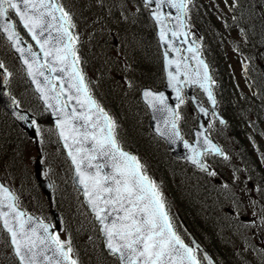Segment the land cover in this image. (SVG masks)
Listing matches in <instances>:
<instances>
[{
    "label": "snow or ice",
    "instance_id": "snow-or-ice-1",
    "mask_svg": "<svg viewBox=\"0 0 264 264\" xmlns=\"http://www.w3.org/2000/svg\"><path fill=\"white\" fill-rule=\"evenodd\" d=\"M156 2L158 5L167 2L172 7L186 12L187 4L191 3V0H178V2L177 0H156ZM151 3L152 0H145V7ZM9 9L19 17L23 27L31 34L32 39L43 52L41 61L39 54L32 52L30 46L28 49L16 47L21 40L15 30V25L13 23L3 25L7 39L13 43L16 51L21 55L27 51L31 55V61L27 57L24 59V63L28 66L29 76L33 80H36L37 76L44 77L48 91L55 93L49 97L43 88L40 89L43 98L46 101L55 100L60 106L59 112L64 114L65 119L57 121L59 135L64 140L65 147L69 150L68 154L76 166V171L80 176L79 182L84 185V194L89 197L88 202L102 226L101 232L107 238V248L110 252L116 255L123 264H201L195 250L185 245L173 230L163 194L158 186L143 173L144 166L138 158L121 148L116 135V122L92 97L85 84V77L78 67L80 57L77 54L76 44L79 37L71 31L75 28L71 14L54 0H0V21L9 18ZM57 12L60 13L59 17L56 15ZM153 15L163 24L158 12H154ZM181 27H183L182 22ZM53 31L56 35H53ZM166 34L165 29L161 28V39H165ZM189 51L193 49L189 48ZM168 63L171 65L173 61ZM197 63L203 69L202 81L204 83L201 86L205 87L209 82L214 83L208 75V65L203 60H198ZM3 67V63L0 62V68ZM45 68L53 74L67 72L70 88L75 92L63 86L59 92H56L52 79L62 80V77L45 76ZM177 72H179V66ZM168 75L173 82L180 83L176 74L169 72ZM197 75L201 73L198 71ZM37 83L39 84V81ZM205 90L208 99L215 105L216 100L211 87L207 86ZM66 91H68L67 100H61L60 97ZM179 94L180 90L177 88L178 97ZM144 96L151 98L150 103L164 104L165 101L163 94L157 95L151 91H145ZM72 100L87 109L85 113L77 114L73 108L71 114L72 119L85 121L83 132L75 128L71 119L68 118L69 114L65 111ZM48 107L52 108L53 105L48 104ZM200 110L206 112L204 108ZM172 116L174 119L171 121V128L173 134L178 136L176 120L179 116L176 112H172ZM86 142L92 143L93 147L90 150L84 148ZM208 143L212 152L224 155L221 149L211 145L210 141ZM100 156L111 160L113 169L111 175L102 174L100 164L93 165L92 161ZM85 161H87L86 164ZM193 163H199V161L193 158ZM200 166L204 168L203 164ZM92 167L95 168V172H87L86 169ZM210 174L215 175V173ZM0 193H3V200L8 201L6 206L12 210L4 212L0 209V221H2L3 229L10 236V246L20 264H43L40 260L42 256L45 261L52 264V257L46 255L47 251L58 255L55 264H78V261L70 255L73 252L70 239L61 240L58 233L49 231L48 224L26 227L31 217L28 220L23 219L24 213L17 210L13 203L15 197L3 184H0ZM109 206H111V212L122 213L111 222H108Z\"/></svg>",
    "mask_w": 264,
    "mask_h": 264
},
{
    "label": "trees",
    "instance_id": "trees-1",
    "mask_svg": "<svg viewBox=\"0 0 264 264\" xmlns=\"http://www.w3.org/2000/svg\"><path fill=\"white\" fill-rule=\"evenodd\" d=\"M234 3L235 5L232 7V19L219 21L217 20V17L213 12L211 13L207 11V9H205L202 14L201 10L199 11V8L195 9L197 10L196 18L198 20L200 18L203 24L209 25L211 29L214 28L222 31V42L220 43L219 41H217L216 43H212L211 46L209 45L208 33H206V40H204L205 46L202 50L209 58L211 64L214 66L217 74L216 77L220 80V85L217 87V90H219V88L221 89L222 95L219 97L221 109H223L224 114H226V116L229 118V125H231V130H234L236 133L242 135V142L244 147L242 148V151L240 153H242L245 158L250 160L252 167L250 176L254 179H264V159L259 160V158L262 157L261 153L264 154V130L262 129V125L264 124V73L261 70V64H264V0H234ZM198 11L200 13L199 18ZM214 11L218 13L215 9ZM146 25L149 26L145 21L142 23V25L140 22L137 26V35H131V33L127 34L129 38L128 44L130 47L134 45L135 51V59L132 58L131 60L132 64L130 70L134 73L135 68L137 70L138 67L140 69L145 68L144 65L139 64L141 60H144V54L141 53L140 49L137 47V41L142 39L143 43H141V45H143L141 48H143V46L148 48L147 52L152 59L151 65L153 64L154 66H156L160 74L162 67L158 47L155 42L154 35L152 34V32L148 31ZM232 27H236L235 31L242 37L241 41L236 40L234 37H229L228 32ZM224 43H229L230 45L232 43V45H234V49H237L241 52L243 51L244 54L251 56V60H249L251 64L249 65L250 67L248 65H245L244 69L242 70V72L244 71V74L246 76V84L251 89L249 95L247 96H244V88L239 87L238 76L232 70L231 65L229 64L226 49L224 47L222 49L221 45H223ZM235 45H237V47ZM22 78L24 79V76ZM148 78V75H145L142 79L138 80L136 89H138V84L140 86L142 84L149 83V81H154V79L150 80L153 77H150L149 79ZM154 85H157V83H154ZM111 89L112 86L104 90L108 96H110L109 94H112L110 93L112 92ZM134 96L135 105L132 107V109H130V115H132L131 117L134 118V115L139 116L142 114L143 117L136 123V125H128L126 127L127 135L129 138L124 137V139L133 142L135 144V147L132 145L130 146L129 144L125 145L131 150L137 148L140 152H142V154H139V159L142 162L144 168L147 169L150 173L152 172L153 176L156 178L155 182L162 190L164 196L169 194V191H171L174 195L178 186L182 185L183 183V179L181 177V174L179 173H188L187 171L192 170L190 167H187V165L183 161L173 158L167 150L166 151L168 159L158 158L159 161H157V157L152 155V152L154 151L153 149L148 150L146 149V146H141L140 141H142L144 138L145 140L148 138L151 140L154 139L150 136L151 131L148 127L147 112L145 108L140 105L136 93L134 94ZM249 98H251V100H249ZM225 101L226 104L224 105ZM114 111L116 112V110ZM241 112L243 115H241ZM113 117L115 118L117 129H120L119 125L121 119L119 115L113 113ZM41 119L46 124H51L50 117L46 112L43 113ZM124 119L127 118L125 117ZM249 120L253 121L251 125H248L247 123ZM250 128L254 129L255 132L254 136L251 138L252 141H250V139L247 140L248 137L246 136V134L250 133ZM119 129L117 130L118 138L123 139V136L121 135ZM132 129L138 130L141 134H138L139 136L134 135V131ZM132 135L138 138L134 139ZM24 137L25 136L20 130L19 126L10 118V116L5 111H2L0 108V144L2 149L0 158L2 160L6 159V163L8 161V158L13 161L15 160V162L16 159H18L19 164V161L23 157V155L19 156V154L23 153V151H18V149L23 148L22 145L24 143ZM250 144H252L251 147ZM11 145L12 147L15 146L17 151H15L14 149L15 152H12L10 150ZM156 145L158 146V144ZM255 151L259 152L261 156H255ZM153 154L155 153L153 152ZM149 160H151V162H147ZM168 161H172L175 165H171V167L167 169V167L163 166V164L164 162ZM12 167L13 170L11 171H13V173L17 172V166L12 165ZM244 169L246 170L247 168L244 167ZM199 182H201L200 188L202 189V191L200 195L202 200L198 198V205L196 202L192 206L186 205V203L181 201L182 205L180 204V206L181 208L182 206L184 208V210L182 209L181 212L184 213L183 215L185 216V219L189 222L192 229L197 233V235L207 244L208 248L214 253H221L222 251L220 250V248H222L223 244L220 233L218 234L219 237L217 236V233L220 231L221 234H223V228L222 226H220V223L224 222L222 220L223 216H220V218H218L220 219L219 221L215 218V215L213 216L214 212H217L214 208L213 203H217V206L222 209L224 208V205L227 201L221 196L217 200H214L212 202L213 194H211V184L205 178L199 179ZM261 185H263V183H261ZM31 188L32 191H29V193L27 194L28 201H23V203H27V207H24V205H22L21 196L19 195L20 204L27 211L33 212L43 218L44 215H42L41 211H39V209H41L40 204L42 198L47 204L48 202L42 195L35 180L34 185ZM54 194H56V191H54ZM262 201H264V199ZM210 222H213V225ZM92 234L93 236L90 240L84 239L82 237L74 238L73 236H70L71 247L73 248V252L71 253L72 258L76 259L78 261V264H86L84 262V259L81 257L79 250L84 244L88 243L94 246L93 258L88 262V264L93 262H98L99 264H118L115 257H111L105 252L97 225ZM3 236L4 233L0 228V237ZM212 240L215 241L213 242ZM2 251L7 254L6 248ZM222 255L224 258L223 260L226 259L232 261L230 255L224 253H222ZM11 256L12 262L17 264L13 254Z\"/></svg>",
    "mask_w": 264,
    "mask_h": 264
},
{
    "label": "rangeland",
    "instance_id": "rangeland-1",
    "mask_svg": "<svg viewBox=\"0 0 264 264\" xmlns=\"http://www.w3.org/2000/svg\"><path fill=\"white\" fill-rule=\"evenodd\" d=\"M203 1L207 2V6L203 4ZM212 1V0H210ZM64 6L69 5V0H63L62 1ZM201 7L204 9L209 8V11H214L213 7H217L219 12H222L223 16L226 15V17H220L219 20H226V19H232V16L228 13V7L225 4L231 3L229 0H214L213 4H209V0H201ZM109 4H106L104 6V11L105 13L111 9L109 7ZM92 8L93 6H90L86 8V12L88 14L92 13ZM118 13V12H117ZM228 14V15H227ZM192 20H194L193 17H191ZM121 19V16L119 17V20ZM122 20H124V17L122 16ZM121 23H118L120 25ZM124 24H127L126 22ZM194 28L196 30V23L194 25ZM205 29L207 30L209 38L212 39V43H216L219 41L221 43L222 37L219 36L220 30L210 28L209 25H205ZM118 30L120 32V26H118ZM95 32L92 30V33ZM104 34V33H103ZM230 37H234L238 41H241L240 35H237V32L235 31V28L232 27L231 30L228 32ZM108 36V38H112V35L109 33H105V36ZM120 35L118 32L116 33L115 37ZM131 35H133L131 33ZM237 35V36H236ZM99 36V34L94 35V37ZM124 36L126 37L127 34L125 33L122 36H119V41L118 44H114L112 47V50H109L107 54V58L111 61H108L103 57L104 55V50H99L96 51L95 53L92 54L93 49L91 48L90 42H88V34L86 33V39L85 41H81L79 45V51L81 52V55L83 56V60L81 62V65L87 74L89 73V78L91 81L92 87L95 89L96 94L98 97L101 99L103 103H106L110 108L113 107L116 109L119 117H120V132L121 135L124 137H128L127 135V126L128 125H136L138 121H140L143 117V115H134L132 118L130 115V109L135 105L134 104V99L135 93L137 92L136 86L138 83V80L142 79L145 75H148V77H153L150 80L154 79V81H149V84L159 82L161 83L162 80V72L159 74L158 68L154 66L153 64L151 65V60H149V54L147 52V48H145L141 43H143V40L140 39L137 41V47L140 49V52L144 54V60H141L139 64L144 65L145 68H139L138 70L135 68L134 73L130 72V65L124 64V60L128 58L131 54H135L134 49H129L125 46L123 39ZM3 40L0 37V59L4 58L3 60L6 61L7 66L9 68L10 72V78L11 79H17L18 75H20V68L14 61L13 57L9 53L6 45L2 43ZM88 58L89 62L88 63L85 58ZM95 57L101 59V62L96 63L92 62V59ZM135 59V58H134ZM228 59H230V62L236 71V74L238 76V84L239 87L242 88L244 87V96L249 95L250 93V87L245 83L246 76L244 74V71L241 74V71L244 69L245 65H251L249 60H251V56L243 54V55H237L234 52L228 53ZM156 67V68H155ZM250 67V66H249ZM135 77V81L133 79ZM148 78V79H149ZM146 79V78H145ZM131 85V86H129ZM237 85V84H236ZM110 86H112V89L108 96L104 90L108 89ZM115 91V92H114ZM114 92V93H113ZM244 98V97H242ZM251 100V98H249ZM228 102V101H227ZM226 104V101L224 102V105ZM254 104V103H252ZM185 109V115L186 118H188L189 121L194 120V113L189 109V107H186ZM126 113V114H125ZM42 114V113H41ZM126 115V116H124ZM241 115L242 112H241ZM127 119H124V118ZM138 118V119H135ZM253 121L249 120L247 123L248 125H251ZM44 124L39 125V132L41 134V139L39 141V146L36 147L33 142L26 140L23 141L22 147H24L26 150L23 153H20L19 156L23 155V158L19 161L18 164V159L15 160H10L8 158V161L6 163V159H1L0 158V176L4 179L5 182H7V185L9 187L17 192L21 196L22 200V205L24 207H27V203H23V201H28V196L27 194L29 191L31 192L32 186L34 185V174L31 172V166L33 168L34 162L36 160V156L38 153H41V162L44 165V176L48 177L51 179L53 186L55 187V200H54V207L59 210V213L62 218V229L58 233L60 235L61 240L67 241L70 239V236H73L74 238H84V239H91L93 236V231L95 230L96 227V222L94 220V217L91 215L89 212L87 206L85 205L81 193L79 190H77L72 182L71 174H72V165L69 162L67 156L63 154V151L60 147H58V137L57 134L52 126H43ZM141 125V124H140ZM210 125H216V123H210ZM237 125V124H236ZM134 131V135L139 136L138 134H141L138 130L132 129ZM221 134V132H220ZM130 135V133H129ZM133 136L134 139H137L138 137ZM129 138V137H128ZM127 144L130 146H134L135 144L133 142L127 141L124 139ZM33 141V140H32ZM149 141L154 142L151 139H146L145 138L140 141L141 146H146ZM155 143V142H154ZM151 148L153 149V145H150ZM157 146V145H156ZM159 146V145H158ZM158 150L160 149L161 156L162 158L168 159L167 157V151L165 147L159 146L157 147ZM16 150V147L10 146V150L12 152ZM154 150V149H153ZM154 152V151H153ZM152 152V155H153ZM2 153L1 149V144H0V156ZM136 154H142V152L136 150ZM255 156H261L259 152H254ZM159 155H157V161ZM12 159V158H11ZM156 159V158H155ZM264 159V157H260L259 160ZM151 162V160L147 161ZM4 165V166H3ZM12 165H16V171L14 172L11 171L13 170ZM171 165H175L172 161L164 162L163 166H166L167 169L171 167ZM21 169V170H19ZM181 177L183 179L182 185L178 186V188L175 191V194L173 195V201L175 203L176 200L183 201L184 203L187 200H191V192L188 193L190 190L189 187H192V183L190 182L195 178L193 174L185 173V172H180ZM263 177V176H262ZM188 179V180H187ZM257 183H263L264 180L263 178H257L255 179ZM246 187L248 188V182L246 183ZM255 188L256 185H255ZM259 190L263 193L262 198L260 199L261 201L264 199V187H259ZM16 193V194H17ZM198 195H195L194 203L199 202L198 198H200ZM214 199L212 200V202ZM253 204H248L247 209L250 211L248 213L249 216L253 214V211H257L260 208L264 209L262 202H260L259 199L253 200ZM257 202V203H255ZM261 203V206L259 203ZM192 203V202H191ZM214 208L216 209L217 212H214V215L216 216L215 218L218 219L220 218V208L217 206V203H213ZM39 211H41V214L46 216L50 215V206L45 202V200L42 198L41 204H40ZM48 214H47V213ZM248 212V211H247ZM241 215V214H239ZM237 215L233 218H223L224 223H220V226H222V232L219 231L217 233V236L220 237L222 240V244L224 245V248L226 252L229 250L230 251V257L232 261L235 262H249L253 264H264V258L261 259L259 255L262 256V252L260 247H256V244H258V240L260 238H264V215L263 214H258V218L256 220H249V224H245L244 228L248 230L249 233H251V236H244L241 235L239 236V233L235 229L231 227V224L234 223L235 221H239L240 216ZM252 217V216H251ZM44 218V217H43ZM219 221V220H218ZM230 221L232 223H230ZM211 224L213 222H210ZM210 224V225H211ZM213 225V224H212ZM232 238H235V242L232 240ZM3 245L0 243V247H7V242H6V236L4 235L3 237H0ZM213 242L215 240H212ZM228 246V248H227ZM8 250V249H7ZM259 251V252H258ZM79 253L81 254V257L84 259V262L88 264V262L93 258L94 254V246L90 244H84L80 250ZM12 254L8 250L7 254L5 252H2V255H0V264H15L11 260ZM264 255V252H263ZM243 263V264H244ZM90 264H99L98 262H93Z\"/></svg>",
    "mask_w": 264,
    "mask_h": 264
},
{
    "label": "water",
    "instance_id": "water-1",
    "mask_svg": "<svg viewBox=\"0 0 264 264\" xmlns=\"http://www.w3.org/2000/svg\"><path fill=\"white\" fill-rule=\"evenodd\" d=\"M54 2L58 3L57 0H54ZM144 2H145V0H144ZM177 2H178V0H177ZM155 3H157L156 0H152V3L149 5H153ZM165 5H167L168 8H165ZM166 11L168 12V14L171 17V24L169 23V21L167 19ZM154 12L159 13L160 18L163 21V24H161L156 19V17L153 15ZM150 14H151V17L153 18V20L156 24V27H157V37L159 39V44H160L161 49L163 51V66H164V73H165V85L162 89L156 90L150 86H146V87H143L141 90L142 100L147 105V107L150 111V114H151L150 126L157 135H159L161 138H163L167 142L168 147L172 149L173 155L187 160L189 163L195 165L198 168H201L200 165L203 164L204 168H201V169L209 171L210 168L208 167L207 163L204 162V160H203V154L205 152H212L211 147H210L208 142L210 141L211 145H215L219 149H221V148L213 139L208 137V135L206 133L205 120L209 118L210 110L208 109V107L206 105L202 104L200 102V100L195 96V94L192 92V87L198 86L203 90V94H204L205 98L208 100L210 106L212 107L214 114L216 115V117L219 119L220 122L223 121L221 123L225 124L227 122V120L224 118V116H222L220 114V112L217 109V99H216L213 91H212V94L216 100L215 105H213L212 102L208 99V95H207V92L205 90V87H207V86H210L211 90H212V82H209V84L205 85V87L201 86V84L204 83L202 81L203 69L198 65L197 61L203 60L204 63L208 65V75H210L212 78L211 68H210L208 62L204 60L201 53L199 52L198 41L189 36V32L185 26V11L174 8L170 4L165 2L162 5H158V7L156 9L151 10ZM56 15H57V17H59L60 13L57 12ZM181 22L183 23V27H181ZM7 23H13L14 24L13 20H11L10 17L5 18L4 20L0 21V30L6 39H7V33H5L3 31V25L7 24ZM21 24H22V22H21ZM161 28H164L166 33H167L165 39H161V36H160ZM15 30L17 31L16 27H15ZM71 31H72V29H71ZM173 32H176L177 34L173 35L172 34ZM17 33L19 34L21 43L19 45H17L16 47H21L24 49H28L29 46L31 47V44L27 40H25L18 31H17ZM29 35L31 37L30 33H29ZM53 35H56L55 31H53ZM31 40L34 42V44L36 46V49H33L31 47L32 52L38 53L40 58H41V61H42L43 60V52H41L39 45L36 44L35 40H33L32 37H31ZM10 43L12 44L13 52L17 55L21 64L25 67V71H26V75H27L28 80L30 81L31 85L34 87L35 91L39 94L40 100L43 102L44 106L47 108V110L51 114L53 122L56 125L57 131L59 133V127H58L57 121L64 120L65 119L64 114L59 112L60 106L57 105L55 100L49 99L46 101L43 98V93L40 91V89L43 88L44 91L49 95V97H51L55 93L48 91L44 77L37 76L36 80H33L32 77L29 76L28 66L24 63V59H25V57H27L29 59V61H31L32 60L31 55L27 51H25V53L23 55H21L20 52L16 51V48L13 46V43L11 41H10ZM180 47H182L184 49V55L182 54ZM189 48H192L193 51H189ZM169 61H173V63L170 65L168 63ZM178 66H179V72H177ZM34 67H35V65H34ZM44 71H45V76L62 77V80L55 79L58 82L60 89H61V86H63V88H65V89H67L73 93L75 92L74 89L70 88L69 77L67 75V72H64V73L57 72V73L53 74V73L49 72L47 70V68H45ZM69 71H70V69H69ZM198 71L201 73V75H197ZM169 72H172L173 74H176L178 76V79L180 81L179 84H176L175 82H173L170 79V77L168 75ZM37 81H39V84L37 83ZM194 81H199V82H194ZM186 83L188 84V87H186ZM52 84H54L56 86V84L54 83V79H52ZM177 88H179V90H180L179 97L177 95ZM182 88H186L188 96L192 99L194 105L196 106V108L198 109V111L200 113V117H199L200 129L195 130V132H196L195 141H188V140H185L183 138V136L179 130L177 120H176V123H177L176 131H178L179 135L178 136L174 135L173 129L171 128V121L174 119V117L172 116V112L177 113L176 105L179 104V102L182 100ZM55 91L59 92L57 90V86H56ZM145 91H151L152 93H155L157 95L163 94V96L165 98L164 104H160L159 102L150 103L149 101L151 98L150 97L146 98L144 96ZM67 95H68V91H66L63 95V97L66 100H67ZM60 99L62 100V97H60ZM48 104H52L53 107L49 108ZM0 105L9 111V113L20 123V125L24 129L27 130V132L30 134V136H33V137L35 136V129L33 128L32 124H31V115L27 111H22L16 107L15 100L11 98L8 90L6 89L5 72H4L3 68H0ZM165 105H167V109H165ZM73 108H75L77 114L85 113L87 111V109H86V107H81L75 100L70 101L68 103V107L65 109V111L69 114L68 118L71 119V122L75 125V128L79 132H83L85 121L82 119H72L71 114H72ZM201 108L206 109V112H202L200 110ZM161 133H163V135ZM77 138H79V137H77ZM60 140L62 142V145H63L67 155L69 156V154H68L69 150L67 147H65L64 140L61 137H60ZM69 144H71V141H69ZM92 147H93V145L91 142H86L84 144L85 149L90 150ZM123 150L130 153L131 155L135 156L132 152H130L126 149H123ZM198 153H199V155H198ZM213 153H215V152H213ZM69 158L71 159L70 156H69ZM193 158L198 160L199 163H193ZM71 161H72V159H71ZM86 163H87V161H85V164ZM92 163H93V165L100 164L102 167V174H104V175H111L113 173V169L111 167V160L107 157H103V156L97 157V159L93 160ZM73 166H74V172H73L74 184L79 190H81L82 196H83V199H84L86 205L88 206L90 212L95 216V219H96V215L92 211V207L88 202L89 197H87L84 194L85 193L84 185H82L79 182L80 176L78 175V173L76 171V166L74 163H73ZM41 169H42V165L39 163V161L36 162L35 171H36L37 179L39 181V184H40L42 190L48 196V198L51 200L52 199L51 183H50L49 179H43L42 178ZM86 170L89 173L95 172L94 167L87 168ZM0 184H3L4 187H6L15 197V200L13 201V203H15L17 210L22 211L24 213L23 219L28 220V218L31 217V221L29 224L26 225V227L31 228L34 226L38 227L39 224H48L50 226V228H49L50 232L54 233L55 230H60L61 220H60V216H59V213L57 210L52 211L53 221L55 223V226H53L52 223L49 221H42L36 215H34L32 213H26L25 210H23L22 208H20L17 205L16 195L7 185H5L3 183L1 178H0ZM7 203H8V201L3 200V193H0V209H2L4 212H11L12 210L6 206ZM109 213L110 214L108 217V222H111V220L114 219L118 214L122 215V213L111 212V206H109ZM96 221L99 225L100 233L103 237L104 247L110 255H113L110 252V250L107 248V238L101 232L102 226L97 219H96ZM0 222L2 224V221H0ZM2 227H3V225H2ZM173 230L175 231L174 226H173ZM40 231H41V234H43L42 230H40ZM9 239H10V236H9ZM192 241H193V245H190L187 242H184V244L189 246V247H192L193 249H194V247H197L198 249H200L203 252V255H204V258H205V261L207 264H217L215 262L214 258L211 256V254H209V252L207 250H205V248L194 237L192 238ZM46 255L49 257H52V264H55V260L58 258V255L54 254L52 251H47ZM113 256H116V255H113ZM40 260L43 261V264H49L48 261L44 260L43 256L40 257ZM119 264H123V262L121 260H119Z\"/></svg>",
    "mask_w": 264,
    "mask_h": 264
},
{
    "label": "flooded vegetation",
    "instance_id": "flooded-vegetation-1",
    "mask_svg": "<svg viewBox=\"0 0 264 264\" xmlns=\"http://www.w3.org/2000/svg\"><path fill=\"white\" fill-rule=\"evenodd\" d=\"M129 6L133 8V5L132 4H129ZM240 158H241V156L239 154H237V153H230V154L227 155V159H225V158L222 159L220 157H217V162H219L222 165V167H224V170H226L230 166H232V163L233 162H237ZM194 176L196 177V175H194ZM190 182L193 184L192 185L193 190L191 192V196H192L191 197L192 198L191 200H193V199H195V195L200 194L201 191H202V189L200 188L201 182H199V179H197V178H193V180H191ZM212 182H215L216 184H222L221 179L219 180L218 178H215V177H214V180ZM224 183H225V181H224ZM250 185H251L252 188H254L252 182H250ZM212 198L214 200H217L219 198V196L217 194V189L214 190V193H213ZM228 212H229L230 215L233 216V213L235 211L232 212L231 210L230 211L228 210ZM230 218H232V217H230ZM180 222H181V218H180ZM234 222H235V220H234ZM234 225H237V222L233 223V226Z\"/></svg>",
    "mask_w": 264,
    "mask_h": 264
},
{
    "label": "bare ground",
    "instance_id": "bare-ground-1",
    "mask_svg": "<svg viewBox=\"0 0 264 264\" xmlns=\"http://www.w3.org/2000/svg\"><path fill=\"white\" fill-rule=\"evenodd\" d=\"M150 145H153V149H154V153L155 154H153V156H156L157 157V155H159V157L158 158H162V154H161V152H160V149L158 150V146H156V144L154 143V142H152V141H149L148 142V144H146V149H148V150H151L152 148H151V146ZM192 202V203H191ZM186 205H190V206H192V205H194V201H192V200H187L186 201ZM198 205V204H197Z\"/></svg>",
    "mask_w": 264,
    "mask_h": 264
}]
</instances>
